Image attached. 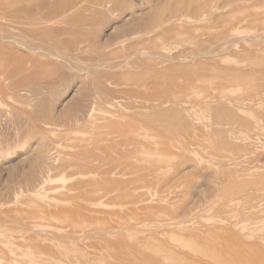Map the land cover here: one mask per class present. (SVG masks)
<instances>
[{
    "label": "rangeland",
    "instance_id": "rangeland-1",
    "mask_svg": "<svg viewBox=\"0 0 264 264\" xmlns=\"http://www.w3.org/2000/svg\"><path fill=\"white\" fill-rule=\"evenodd\" d=\"M4 1L0 264H264V0Z\"/></svg>",
    "mask_w": 264,
    "mask_h": 264
},
{
    "label": "bare ground",
    "instance_id": "bare-ground-1",
    "mask_svg": "<svg viewBox=\"0 0 264 264\" xmlns=\"http://www.w3.org/2000/svg\"><path fill=\"white\" fill-rule=\"evenodd\" d=\"M117 1V0H116ZM12 3H16V4H18V5H21V1L20 0H10V1H4L3 3H2V5H6V6H8V5H12ZM107 4V1L106 2H104L103 3V5L104 4ZM108 3H110V2H108ZM105 4V5H106ZM100 5V4H99ZM105 5H104V7H105ZM49 6H50V3H47L46 1H42V0H31V2L29 3V5H28V8H27V3H26V6H24V9H19L18 10V12L20 13V14H23V13H25V14H23V16L24 17H22L23 18V20H25L26 21V23H25V30H24V32H25V34H34V35H38L39 36V38L41 39V42H42V44H44V46L47 48H51L52 46H50L49 47V41L50 40H55V36L52 34L53 33V30H50V28L48 27V25L50 24V23H52L55 19L54 18H51V17H48L49 16V12H50V10H52V9H50L49 10V12L47 13V15L45 14V15H42L41 14V12H44V11H42V10H47V9H49ZM101 6V5H100ZM117 6V5H116ZM55 7V6H54ZM57 7V6H56ZM39 9H42V10H40V12L39 13H37L36 11L37 10H39ZM57 9H59V7H57ZM53 11V10H52ZM58 11V10H57ZM59 11H60V9H59ZM116 12V11H115ZM51 15V14H50ZM154 22V21H153ZM23 28V29H24ZM1 36V35H0ZM10 40V39H9ZM8 40V41H9ZM11 42V41H10ZM11 44V43H10ZM38 44V43H37ZM41 44V45H42ZM19 45V44H18ZM32 45V44H31ZM33 45H35V44H33ZM13 46V45H12ZM25 46V45H24ZM28 48H29V44L28 45H26ZM44 47V48H45ZM26 48V47H25ZM31 48H29V50H30ZM53 49V48H52ZM77 50V56L78 57H73L72 59L71 58H69V59H71V60H73L74 59V61L76 60H78L79 61V54H81V53H83V51H81L80 50V48H77L76 49ZM49 51V50H48ZM50 53V52H49ZM51 53H53V51L51 52ZM68 57H70V56H68ZM67 57V58H68ZM66 58V59H67ZM105 58H106V56H105ZM64 59V58H63ZM107 60H108V58H106ZM132 59V58H131ZM74 61H72V62H74ZM63 62H70L71 63V61L70 60H65V61H63ZM70 63H69V66H70ZM67 64V63H66ZM71 64H73V63H71ZM74 65V67H75V64H73ZM64 66V65H63ZM67 66H68V64H67ZM105 67V66H104ZM70 69H72V68H70ZM88 70V69H87ZM90 72V74L92 75V76H94L95 78H97L98 76H100V70H99V67L98 66H93L92 68H90V70H89ZM180 74V73H179ZM189 74V73H188ZM165 77H167V76H165ZM104 78H105V80H107V81H110L111 79H112V76H110V75H105L104 76ZM100 86V85H99ZM97 87V86H96ZM102 87V86H101ZM104 92V91H103ZM103 94V93H102ZM101 95V92L99 91L98 93L96 92V95H95V98H94V100H93V105H97V104H99L100 105V103L101 104H103V105H106V104H108V105H112L114 102H113V100L110 98V97H106V99L105 98H103L102 97V100L101 101H99L98 100V98H97V96H100ZM94 97V96H93ZM104 99V100H103ZM115 100V99H114ZM98 106V105H97ZM0 225H2L3 226V224H0ZM5 225V224H4ZM2 229L4 228L5 229V227L3 226V227H1ZM5 231V230H4ZM4 235V232L3 231H1L0 230V236H3ZM3 258H4V256L3 255H1L0 254V261L2 262V260H3Z\"/></svg>",
    "mask_w": 264,
    "mask_h": 264
}]
</instances>
